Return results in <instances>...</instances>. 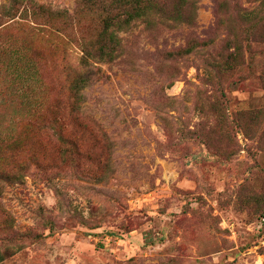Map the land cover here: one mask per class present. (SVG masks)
<instances>
[{"label": "rangeland", "instance_id": "obj_1", "mask_svg": "<svg viewBox=\"0 0 264 264\" xmlns=\"http://www.w3.org/2000/svg\"><path fill=\"white\" fill-rule=\"evenodd\" d=\"M82 2L0 0V165H25L0 190V264H264V20L216 0L192 28L138 20L78 120L103 30Z\"/></svg>", "mask_w": 264, "mask_h": 264}, {"label": "trees", "instance_id": "obj_2", "mask_svg": "<svg viewBox=\"0 0 264 264\" xmlns=\"http://www.w3.org/2000/svg\"><path fill=\"white\" fill-rule=\"evenodd\" d=\"M220 16L228 15L231 10L238 12L244 19H250L254 14L256 18L264 20V2L255 7L246 6L243 0H216ZM83 6H87L98 14L103 23V30L99 34L100 40L96 47L84 46L79 54L77 74L71 82L70 108L77 119L81 120L80 97L84 86L96 77L99 68L95 65L97 61H112L118 58L123 51V37L120 31L131 30L138 20L146 24V29L156 32L167 27H194L197 18V0H83ZM204 46V40L198 39L195 33L191 35L187 44L168 52L172 61L183 58L194 51L195 47ZM178 73L175 72V76ZM59 124L57 121L55 122ZM87 126V124H86ZM90 130L96 134L101 131L107 133L96 123L92 124ZM21 148V146H20ZM25 167L14 165H0V190L2 184L10 183L18 179L19 171ZM1 198V192H0Z\"/></svg>", "mask_w": 264, "mask_h": 264}]
</instances>
